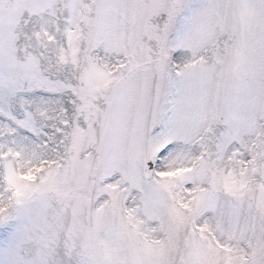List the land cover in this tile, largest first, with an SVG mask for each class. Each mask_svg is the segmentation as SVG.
Listing matches in <instances>:
<instances>
[{
    "label": "snow or ice",
    "instance_id": "1",
    "mask_svg": "<svg viewBox=\"0 0 264 264\" xmlns=\"http://www.w3.org/2000/svg\"><path fill=\"white\" fill-rule=\"evenodd\" d=\"M0 264H264V0H0Z\"/></svg>",
    "mask_w": 264,
    "mask_h": 264
}]
</instances>
